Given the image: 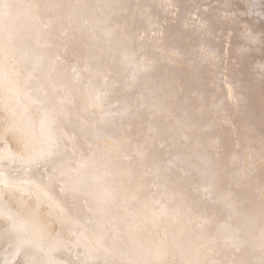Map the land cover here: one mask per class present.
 <instances>
[{
  "label": "bare ground",
  "instance_id": "6f19581e",
  "mask_svg": "<svg viewBox=\"0 0 264 264\" xmlns=\"http://www.w3.org/2000/svg\"><path fill=\"white\" fill-rule=\"evenodd\" d=\"M9 2L25 64L13 87L28 79L24 91H47L63 112L57 154L39 170L0 163V212L12 214H0V264H49L13 222L52 224L45 247L57 231L101 238L100 264H264V0L252 11L250 0ZM6 95L0 151L26 158L42 110L14 97L6 107Z\"/></svg>",
  "mask_w": 264,
  "mask_h": 264
},
{
  "label": "snow or ice",
  "instance_id": "6c2138e0",
  "mask_svg": "<svg viewBox=\"0 0 264 264\" xmlns=\"http://www.w3.org/2000/svg\"><path fill=\"white\" fill-rule=\"evenodd\" d=\"M255 0H250L249 11H252L255 8ZM16 5L9 2V0H0V36L3 35L5 28L3 24L5 21L8 22L7 32V43L0 45V56L7 61V64L0 65V89L4 90L11 95H6L4 99L5 106L15 99V104L17 107H24L22 103L23 100H27L29 104L38 106L42 111V119L40 120V127L42 131V136L40 140V146L33 150L32 154L28 157L17 156L11 151H0V163L12 162L15 164L17 160L21 162V165L27 168L35 167L39 170L45 163L50 161L56 154L59 149V144L57 142V137L54 133V129L57 127V117L63 112V109L57 111L56 106L53 104V98L49 96L47 91L42 89H35L34 91H24V88L28 87L29 80L25 79L23 81V86L20 88L13 87V78H18L22 71L25 70V64L17 59L14 51L11 47L12 43V34H13V21L15 16L13 13ZM24 7L29 10L32 9V5H25ZM260 7L264 9V3H261ZM264 15V12L260 13ZM53 94L58 93V89L53 88ZM35 95V99L33 98ZM99 95L96 97V102L99 103ZM63 103V101H61ZM49 105H53L49 108ZM15 115V112L12 113ZM79 167H84V165H79ZM47 171V169H45ZM71 169L69 170L71 174ZM52 178L49 177V180ZM60 179H64V173H61ZM7 178L3 177V174L0 173V183H9ZM45 188H49L50 184L45 183ZM63 190V189H62ZM74 191L78 195H87L86 190L83 189L79 180H76L74 184ZM47 196V193H44ZM97 199L103 203L107 199V192H97ZM7 219L12 220V214L8 211L0 212ZM13 228H17L24 236V238L30 239L28 235V229L31 228L32 232L38 237L37 247L45 252L49 257V264H56L55 258L63 252H67L71 257L75 253V258L70 260V264H100V261L97 259H90L93 256L94 252H103L106 251L103 247V241L101 238L94 237L89 235L86 232L72 231L69 234V240L62 242L60 239V233L55 232V236L51 239L47 247H45L42 241L50 236L54 231V226L49 223L43 222H24L17 225L15 222L12 224ZM73 239L75 242H73ZM81 247L85 248L88 252L87 257H83L81 254ZM133 257H138L139 253H133ZM104 264H110L109 260L106 258ZM128 264H150V261L147 258L143 259H132L129 260Z\"/></svg>",
  "mask_w": 264,
  "mask_h": 264
}]
</instances>
